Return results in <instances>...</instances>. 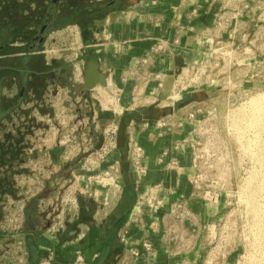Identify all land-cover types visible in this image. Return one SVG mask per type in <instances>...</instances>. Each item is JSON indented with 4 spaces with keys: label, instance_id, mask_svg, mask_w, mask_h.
Listing matches in <instances>:
<instances>
[{
    "label": "crops",
    "instance_id": "crops-1",
    "mask_svg": "<svg viewBox=\"0 0 264 264\" xmlns=\"http://www.w3.org/2000/svg\"><path fill=\"white\" fill-rule=\"evenodd\" d=\"M119 6L87 37L73 35L84 47L77 48L70 60L62 55L48 58V49L54 51L58 45L53 38L64 37V32H52L38 65V55L31 51L27 67H0V78L8 73L5 83L0 80V100L8 107L7 116L0 120V206L14 208L2 201L14 200L15 185L20 184L21 200L27 206L23 211L29 215L21 229L20 255L27 264H71L78 252L83 264H207L205 253L212 241L206 234L221 215V206L209 207L196 190L194 149L188 144L186 127L174 134L156 129L148 119L135 120L131 128L128 124V141L135 140L144 151L145 175L138 179L132 169L124 172L125 160L119 154L113 164L118 184L113 206L102 212L76 210L64 215L61 229L48 228L50 212L44 204L52 196L61 199L58 185L64 169L79 167L77 158L66 160L75 140L68 147L64 144L65 135L79 134V129L68 128L80 115L78 97L90 100V91L92 95L99 91V85L90 91L83 87L89 63H96L106 75L109 91L115 89L125 97L138 88L148 92L168 84L179 69L199 60L209 50V42L226 34L232 39L239 19L248 22L250 12V0H123ZM238 50L233 53L238 55ZM33 183L50 187L38 189L36 196L27 186ZM148 189L151 203H147ZM34 200L39 201L38 215L46 213L43 225L31 219L36 212L26 213ZM144 242L150 243L151 251L143 248Z\"/></svg>",
    "mask_w": 264,
    "mask_h": 264
},
{
    "label": "rangeland",
    "instance_id": "rangeland-1",
    "mask_svg": "<svg viewBox=\"0 0 264 264\" xmlns=\"http://www.w3.org/2000/svg\"><path fill=\"white\" fill-rule=\"evenodd\" d=\"M34 1L31 0V11L39 15ZM111 1L59 0L52 8L49 6L52 0H46L48 13L62 16L59 26L49 28L48 34L64 32V37L53 38L58 45L54 51L48 49V58L62 55L70 60L74 57L77 48L84 46L81 39L75 40L73 35L85 38L90 30L102 27L103 17L121 8L118 2L123 0L109 5ZM249 7V23L239 19L232 39L226 34L224 38L209 42V50L195 63L179 69L168 84L148 92L138 88L137 93L132 92L129 97L115 89L109 91L98 86V93L92 95L90 91V100L82 95L78 97L80 115L75 126L68 125V128L79 129V134L75 131L65 135L67 147L72 139L75 140L74 150L68 147L70 153L66 160H74L90 150L100 133L106 146L78 162L79 167L64 169L63 181L58 185L61 199L56 201L52 196L43 206L50 212L47 215L49 229L64 227V215L71 216L76 210L102 212L113 206L118 195L113 164L118 162L120 153L115 141L114 146L109 145L111 132L116 135L123 115H128L126 125L131 128L135 120L148 119L155 125L156 113L166 111L167 115L162 118L165 127L160 129L175 134L186 127L188 144L194 149L192 159L196 167L192 179L198 187L196 190L209 207L221 206V215L211 223L213 227L206 234L212 241L205 253L207 264H264V0H250ZM76 21L74 25L72 22ZM227 31L231 33L230 27ZM246 33L250 34L248 39L243 38ZM246 46L250 50L244 51ZM237 47L238 55L233 53ZM154 103L158 105L151 116L137 114L140 107ZM134 142L127 139V148L123 150L124 172L132 169L130 149ZM144 171L146 173V169ZM17 185L13 191L15 201L5 197L2 201L11 202L14 208L6 205L3 210L0 206V264H27L25 257L20 255L23 254L21 229L28 224L29 215L23 211L27 206H23L24 194L18 190L21 185ZM27 186L36 196L38 189L48 191L50 187L43 184L42 188L39 183ZM145 191L147 203H151L150 189ZM29 210L36 212L31 217L34 224L43 225L46 213L43 210L44 217L38 215V200L31 202L26 213Z\"/></svg>",
    "mask_w": 264,
    "mask_h": 264
},
{
    "label": "flooded vegetation",
    "instance_id": "flooded-vegetation-1",
    "mask_svg": "<svg viewBox=\"0 0 264 264\" xmlns=\"http://www.w3.org/2000/svg\"><path fill=\"white\" fill-rule=\"evenodd\" d=\"M58 1L52 0L49 6L55 7ZM115 2L113 0L109 4ZM34 3L39 7V15L34 10L31 11V0H0V67H27L31 51L38 55L35 61V65H38L41 56L45 55L44 43L49 35L48 29L59 26L62 16L60 13L50 15L46 0H35ZM7 74L5 71L0 78L4 83ZM20 81H23L22 78ZM7 114V104L0 100V120Z\"/></svg>",
    "mask_w": 264,
    "mask_h": 264
},
{
    "label": "water",
    "instance_id": "water-1",
    "mask_svg": "<svg viewBox=\"0 0 264 264\" xmlns=\"http://www.w3.org/2000/svg\"><path fill=\"white\" fill-rule=\"evenodd\" d=\"M98 85L106 89L108 88V84L106 81V75L104 73H100L97 69V64L92 62V63H89L87 70L85 72L84 79H83V87L87 91H90ZM157 105H158L157 103H154L150 106L141 107L138 110V113L141 115L151 116L152 111ZM169 113H171V111ZM166 115H167L166 111H158L156 115L154 116V119L158 120L160 118L165 117ZM127 118H128L127 115H123L120 117L119 123L117 126V131H116L115 147L120 153V160L125 159V154L123 153V150L127 148V136H126V128H127L126 119ZM103 138L104 137L102 133H100L93 147L90 150L79 155L76 159V162L78 163L82 159L88 157L90 154L94 153L95 151H98L102 147Z\"/></svg>",
    "mask_w": 264,
    "mask_h": 264
},
{
    "label": "built area",
    "instance_id": "built-area-1",
    "mask_svg": "<svg viewBox=\"0 0 264 264\" xmlns=\"http://www.w3.org/2000/svg\"><path fill=\"white\" fill-rule=\"evenodd\" d=\"M189 117L192 118V115H189ZM162 120L163 119L161 118L155 122L156 129H160V128L165 127V123ZM180 126H181V124H178V127H180ZM111 133L113 134V136L110 137L111 140L109 141V145L114 146V141H115L116 135L113 131ZM105 146H106V143L102 145L100 150H104ZM143 157H144V151L141 148V146L135 141L132 144L131 149H130V163H131V167H132V170L134 172V175L138 179L142 175H144V173H145V171H144L145 169L142 165ZM195 164H196V162H195ZM214 198L216 199V196ZM142 246L148 252L151 251V249H152L150 243H148V242H144ZM72 264H83V257H82V254L80 252H78L76 254L75 259H74Z\"/></svg>",
    "mask_w": 264,
    "mask_h": 264
},
{
    "label": "trees",
    "instance_id": "trees-1",
    "mask_svg": "<svg viewBox=\"0 0 264 264\" xmlns=\"http://www.w3.org/2000/svg\"><path fill=\"white\" fill-rule=\"evenodd\" d=\"M126 194H127L128 198H129V197H130V191L128 190V191L126 192ZM127 202L129 203L128 200H126V203H127ZM128 203H127V204H128Z\"/></svg>",
    "mask_w": 264,
    "mask_h": 264
}]
</instances>
